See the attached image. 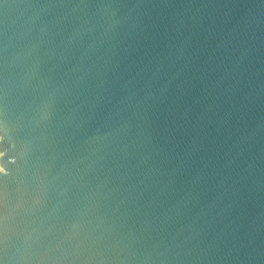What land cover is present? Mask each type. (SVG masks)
Segmentation results:
<instances>
[{"label":"water","instance_id":"1","mask_svg":"<svg viewBox=\"0 0 264 264\" xmlns=\"http://www.w3.org/2000/svg\"><path fill=\"white\" fill-rule=\"evenodd\" d=\"M0 264H264V0H0Z\"/></svg>","mask_w":264,"mask_h":264},{"label":"snow or ice","instance_id":"2","mask_svg":"<svg viewBox=\"0 0 264 264\" xmlns=\"http://www.w3.org/2000/svg\"><path fill=\"white\" fill-rule=\"evenodd\" d=\"M0 171H2V170H0Z\"/></svg>","mask_w":264,"mask_h":264}]
</instances>
